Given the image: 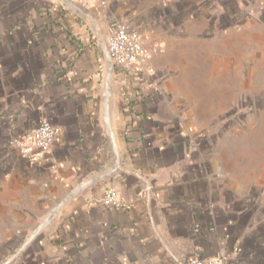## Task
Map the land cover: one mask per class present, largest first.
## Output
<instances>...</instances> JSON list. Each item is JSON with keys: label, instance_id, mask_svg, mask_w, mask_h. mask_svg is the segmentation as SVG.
<instances>
[{"label": "crops", "instance_id": "1", "mask_svg": "<svg viewBox=\"0 0 264 264\" xmlns=\"http://www.w3.org/2000/svg\"><path fill=\"white\" fill-rule=\"evenodd\" d=\"M263 13L264 0H0V264H264L259 134L215 136L217 98L190 99L211 43L262 37ZM115 25L140 32L153 75L108 72L99 40ZM42 120L55 144L19 157L9 142Z\"/></svg>", "mask_w": 264, "mask_h": 264}, {"label": "rangeland", "instance_id": "2", "mask_svg": "<svg viewBox=\"0 0 264 264\" xmlns=\"http://www.w3.org/2000/svg\"><path fill=\"white\" fill-rule=\"evenodd\" d=\"M258 20H254V24L264 30V13ZM253 22L252 25H254ZM238 35L235 32L223 35L222 39L229 42L225 54L215 51L217 46L211 43L213 45L212 54H209V58L202 64H197L195 77L190 80V90L194 91L190 99L197 104L198 108H204L200 99L205 95L197 94L196 91L199 89L204 92L212 91L211 94L206 95L217 98L209 102L214 108L211 110L212 126L208 129L212 130L215 136L225 134L246 136L258 133L261 146V173H264V32H259L262 37L258 36V38L251 31H244L242 38ZM215 37V34H208L204 38L214 40ZM180 72V70H175L173 73L180 74ZM223 88L233 89V92L226 94ZM216 89L222 90V94L218 95V93L215 96ZM223 99L224 101H221ZM184 106L188 107L189 117L197 116L204 120L206 113L203 109H196L190 104ZM225 121L227 125L222 126ZM7 260H10V256H7L4 262Z\"/></svg>", "mask_w": 264, "mask_h": 264}, {"label": "built area", "instance_id": "3", "mask_svg": "<svg viewBox=\"0 0 264 264\" xmlns=\"http://www.w3.org/2000/svg\"><path fill=\"white\" fill-rule=\"evenodd\" d=\"M104 43L110 59L111 72L128 70L144 75L154 74L151 65L152 54L145 49L138 30H132L124 25L111 26L104 36ZM104 61L105 64H108L105 58ZM59 133V127L42 120L39 126L27 135L12 139L9 142V147L19 157L32 159L38 153L48 152L55 144ZM101 202L108 209L121 207L113 188L106 189ZM187 264H227V258L221 255L204 259L195 257L190 258Z\"/></svg>", "mask_w": 264, "mask_h": 264}, {"label": "water", "instance_id": "4", "mask_svg": "<svg viewBox=\"0 0 264 264\" xmlns=\"http://www.w3.org/2000/svg\"><path fill=\"white\" fill-rule=\"evenodd\" d=\"M99 46L102 52V55L104 56L105 60L107 61V66H108V72H111V66H110V59H109V55L106 51L105 48V43H104V38H102L101 40H99ZM107 97L105 96V101H106Z\"/></svg>", "mask_w": 264, "mask_h": 264}]
</instances>
